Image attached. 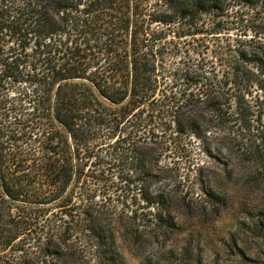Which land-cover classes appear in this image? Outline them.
Returning <instances> with one entry per match:
<instances>
[{"label":"trees","instance_id":"16d2710c","mask_svg":"<svg viewBox=\"0 0 264 264\" xmlns=\"http://www.w3.org/2000/svg\"><path fill=\"white\" fill-rule=\"evenodd\" d=\"M140 1L0 0L2 250L20 236L9 227L20 224L16 218L22 216L6 208V202L38 204L52 195L51 199H58L72 183L79 182L84 165L91 160V165L102 163L113 170L117 166L119 171L112 173L122 192L133 186L132 199L144 203L154 225L175 230L179 226L172 208L178 196L175 183L169 184L166 169L159 166L162 149L180 151L184 143L178 142L190 136L202 145L209 143L212 128L230 134L233 124H238L248 132L260 119L264 127V103L251 109L255 117L245 106L246 90L255 87L264 95V16L251 25L254 33L249 38L219 44L215 61L198 54L193 62L187 59L174 70L170 81L181 86L179 95L171 92L166 104L150 116L164 119L168 127L173 125L174 137L163 126L147 122L143 109L155 98L156 70L163 62L156 43L166 37L149 25L185 22L196 27L201 16L226 8L224 0H162L165 9L150 13L146 8L150 0H144L142 7ZM238 1L251 9L264 5V0ZM259 13L264 15V8ZM202 32L198 28L192 34ZM17 80L30 86L18 92L22 97L16 100L1 87ZM260 137L259 143L243 149L256 164L264 162V136ZM105 141L107 151L88 149ZM214 149L212 143L207 145V152ZM104 166L105 172L108 168ZM84 176L85 181L75 186L83 203L79 229L100 249L102 264H125L116 245L119 227L106 223L95 209L92 202L97 189L88 188L85 182L90 178ZM43 185L53 187L52 192H42ZM67 194L71 197L72 193ZM52 244L49 237L43 252ZM21 264L30 263L22 260Z\"/></svg>","mask_w":264,"mask_h":264},{"label":"rangeland","instance_id":"374dc122","mask_svg":"<svg viewBox=\"0 0 264 264\" xmlns=\"http://www.w3.org/2000/svg\"><path fill=\"white\" fill-rule=\"evenodd\" d=\"M138 4L144 6V0ZM223 4L226 8L223 12L201 16L196 27L185 22L149 25L150 30H162L166 37L156 43L163 62L156 70L155 98L144 106L143 115L147 114L150 125L163 126L171 138L174 137L173 125L168 127L164 119L150 116L166 104L169 94L179 95L181 86L170 81L174 70L187 59L193 62L199 55L215 61V49L218 50L219 44L249 38L254 33L251 25L264 16L259 13L264 5L251 9L238 0H224ZM149 5L146 8L150 13L153 9H165L162 0H150ZM147 14L144 16L146 23ZM198 28L203 32L192 34ZM29 86L17 80L5 82L1 90L17 100L22 97L19 93ZM245 92V106L247 104L250 110L262 106L264 95L260 90L254 87ZM252 113L255 117L256 112ZM233 129L234 132L225 134L212 128L211 141L203 145L202 141L190 136L178 142L184 143L180 151L172 147L162 149L159 166L166 169L164 173L169 184L175 183L177 190L178 199L172 208L177 229L154 225L144 203L139 198L132 199L133 186L122 192L112 173L119 171L117 166L113 170L102 163L91 165V160L84 165L79 182L72 183L58 199H51L52 195L42 198L43 202L38 204L6 202V208L12 213L18 210L22 216L16 218L20 224L9 227L20 232V236L11 247L0 248V264H21L22 260L30 264H102L100 249L93 245V239L84 230L79 229L83 223V203L78 194L80 190L75 186L85 181L84 174L96 183L93 185L90 179L85 182L88 188L97 189L92 202L95 209L106 223L119 227L116 245L125 264H264V162L252 163L250 155L243 154V149L259 143L260 136H264L262 119L254 121L248 132H243L238 124H233ZM211 143L215 149L207 152V145ZM107 147L105 141L103 145H90L88 149L107 151ZM103 166L109 171L105 168V172L102 171ZM104 176L108 179L100 180ZM40 190L49 194L53 187L43 185ZM68 192L72 193L71 197ZM104 192L106 197L101 196ZM121 193L126 197H118ZM67 228L78 231L67 232ZM69 235L70 239H66ZM49 237L53 238V244L43 252ZM66 242H73L74 246L68 247Z\"/></svg>","mask_w":264,"mask_h":264}]
</instances>
